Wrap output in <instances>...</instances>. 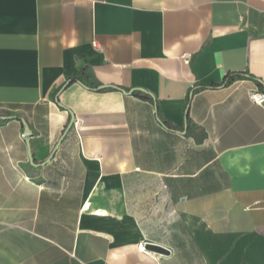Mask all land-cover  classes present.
I'll list each match as a JSON object with an SVG mask.
<instances>
[{"label":"crops","instance_id":"crops-1","mask_svg":"<svg viewBox=\"0 0 264 264\" xmlns=\"http://www.w3.org/2000/svg\"><path fill=\"white\" fill-rule=\"evenodd\" d=\"M253 92L264 0H0V264H264Z\"/></svg>","mask_w":264,"mask_h":264},{"label":"water","instance_id":"water-1","mask_svg":"<svg viewBox=\"0 0 264 264\" xmlns=\"http://www.w3.org/2000/svg\"><path fill=\"white\" fill-rule=\"evenodd\" d=\"M71 124H72V122L70 123V125ZM28 137H29V132H28V129L25 128L24 139L27 141ZM30 158H31V156H30ZM143 249L145 251L152 252V253L159 254V255H163V256H168L170 254V251L168 249H166L165 247H163L159 244L151 243V242H146L143 246Z\"/></svg>","mask_w":264,"mask_h":264},{"label":"built area","instance_id":"built-area-1","mask_svg":"<svg viewBox=\"0 0 264 264\" xmlns=\"http://www.w3.org/2000/svg\"><path fill=\"white\" fill-rule=\"evenodd\" d=\"M189 57H185V61H188ZM250 100L257 104V105H261L264 103V93L262 92H253L249 95ZM75 125L77 124L76 122L74 123ZM140 250H144L142 246H140Z\"/></svg>","mask_w":264,"mask_h":264},{"label":"trees","instance_id":"trees-1","mask_svg":"<svg viewBox=\"0 0 264 264\" xmlns=\"http://www.w3.org/2000/svg\"><path fill=\"white\" fill-rule=\"evenodd\" d=\"M83 71H84V69L81 68L80 71H79V73L77 74V76L73 77L71 79V81H74L76 78L77 79H80V76L82 75V72ZM134 95L137 96V97H139V98H141V99H143V100H149V101L151 100L150 97H148L147 95L141 94L139 92H134Z\"/></svg>","mask_w":264,"mask_h":264}]
</instances>
